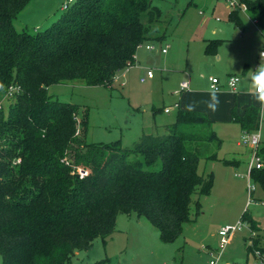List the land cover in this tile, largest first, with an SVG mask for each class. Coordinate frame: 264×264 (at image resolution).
Wrapping results in <instances>:
<instances>
[{"label": "trees", "instance_id": "obj_1", "mask_svg": "<svg viewBox=\"0 0 264 264\" xmlns=\"http://www.w3.org/2000/svg\"><path fill=\"white\" fill-rule=\"evenodd\" d=\"M31 1L0 0V264H69L95 239L117 232L121 213L147 219L163 242L175 241L192 204L199 205L194 196L209 194L214 181L199 172L196 138L187 130L198 134L213 120L180 110L163 133H144L133 149L99 146L75 135L80 106L50 93L52 85L74 81L112 87L118 72L135 65L138 48L160 39V10L152 0H76L50 27L18 31L15 20ZM242 1L263 21L264 0ZM219 43L208 42L206 53L215 54ZM11 85L21 90L6 111L1 101ZM261 113L250 105L233 120L255 131ZM84 116L87 124L88 111ZM130 152L159 167L130 162ZM260 153L264 162V141ZM252 178L264 190V167Z\"/></svg>", "mask_w": 264, "mask_h": 264}, {"label": "rangeland", "instance_id": "obj_2", "mask_svg": "<svg viewBox=\"0 0 264 264\" xmlns=\"http://www.w3.org/2000/svg\"><path fill=\"white\" fill-rule=\"evenodd\" d=\"M66 1L32 0L15 20L16 29L37 32L50 27L67 9L63 8ZM235 1L241 4L233 20L230 15L235 8L234 0H152L162 15L163 22L156 26L160 39L153 38L139 47L135 65L118 72L112 87L86 85L80 81L50 87L55 97L80 106L75 135L87 144L112 147L119 142L122 148L133 149L144 133H163L164 125L175 122L178 112L186 109L184 100L188 91L174 93L182 81H189L192 90L210 94L209 76H216L225 84L229 75L236 74L241 78L237 96L248 95L252 100L250 105L262 108L259 129L263 142L264 104L255 99L251 76L255 67L264 64L260 57L264 48V18L259 21L257 12L249 10L242 0ZM156 35L154 32L153 36ZM213 39L222 41L215 54H208L206 46ZM148 44L154 49L148 50ZM163 48L167 53L162 52ZM238 63L240 69L236 68ZM149 69L154 72V78L141 82L140 78ZM224 89L230 90L222 86L221 90ZM235 96L233 94V106L228 109L225 102L215 101L219 108L216 117L210 112L211 103H207V99L196 104L210 112L196 110L206 113L213 123L198 134L191 128L187 133L199 139L200 135L215 132L216 138L210 141H193L200 156L199 172L205 176L212 173L214 181L209 194L194 196L199 205L192 204L191 220L183 224L179 237L173 242H163L159 230L147 219L135 213H121L117 219L118 230L112 237L106 242L102 238L95 239L91 250L77 253L69 264H113L115 261L121 264H210V259L222 248L220 228L238 221L245 213L249 216L244 219L246 226L232 235L219 264H264V259L255 253L259 250L264 254V190L256 182L254 199L249 202L247 179L235 175L245 172L250 155L248 148L239 144L244 131L233 120V112L242 115L245 107ZM13 98L5 93L1 103L6 111ZM175 102H181L182 106L165 113L164 107ZM211 155L219 159H208ZM234 158L241 160L239 167L223 161ZM128 159L140 167H148L143 153L130 152ZM156 167L159 165L148 168Z\"/></svg>", "mask_w": 264, "mask_h": 264}, {"label": "built area", "instance_id": "obj_3", "mask_svg": "<svg viewBox=\"0 0 264 264\" xmlns=\"http://www.w3.org/2000/svg\"><path fill=\"white\" fill-rule=\"evenodd\" d=\"M76 0H67L64 4H63V8H68L70 6V3H74ZM238 3V1L233 2L234 7H236V4ZM142 47V46H141ZM146 48L148 50H153L154 46L151 44L146 45ZM163 53H167V49L163 48L162 49ZM260 56L261 58L264 59V48L263 50L260 52ZM132 66H129V68H131ZM154 78V72L152 71V69H149L146 74H144L140 80L141 82H145L149 79ZM241 81L240 76L233 74V75H229L227 78V81L225 84H222L220 79L216 76H211L210 77V82H211V88L214 91H220L222 86H226L228 87L230 90L232 91H237L238 89V84ZM190 86V82L189 81H182L180 83V86L178 89H176L174 91L175 94H180L183 90L188 89ZM21 90V87L19 85H11L8 88L7 91V96L9 97H13L16 93H18ZM180 107V103L176 102L173 105L170 106H165L164 107V111L165 113H170L173 111L174 108L178 109ZM239 144L241 145H245L247 148H249V159H248V163H247V168L245 170L244 173H235L236 176L239 177H244L247 179V191H248V199L249 202H251L254 199V194H255V190L257 188L256 182L254 181V179L252 178V172L256 169H262L263 168V156L260 153V147L262 145V139H261V132L260 129L259 130H255V131H248L245 130L242 136L241 141L239 142ZM79 172L81 175H86L88 172L82 170L81 168H79ZM244 226H246L244 218L242 217L241 219H239L238 221L234 222V223H229L226 224L224 226H222L219 230V235L221 236V244H222V248L220 251H218L217 256H213L209 263L210 264H219V261L221 260L222 254H223V250L226 247V245L229 243L232 235H234L235 233L243 230ZM256 256H259L262 260L264 259V254H262L259 250H256ZM113 264H121V262L119 261H115Z\"/></svg>", "mask_w": 264, "mask_h": 264}, {"label": "crops", "instance_id": "obj_4", "mask_svg": "<svg viewBox=\"0 0 264 264\" xmlns=\"http://www.w3.org/2000/svg\"><path fill=\"white\" fill-rule=\"evenodd\" d=\"M26 9V8H25ZM25 9L21 12L23 13L25 11ZM222 41V40H221ZM261 57V56H260ZM220 58V57H218ZM137 59V58H136ZM237 69H240V64L238 63L237 66H236ZM256 68V67H255ZM212 76V75H211ZM209 76V81H210V77ZM241 82V81H240ZM210 89H211V92L210 94H206V92H203V91H199V90H192L191 87L189 86L188 89H185L183 90L182 93L184 92H187L188 94L187 97L185 98L184 100V104L186 105V109H189V106H191V110H202V111H206L208 114H210V112H214L215 113V117H216V114L219 110L218 106L215 104V101H221V102H225V107L228 109L229 107L233 106L234 102L232 101L233 99V94H236V99L238 98L239 102H240V99H241V103L242 105L245 107V110L248 106H250V104L252 103V100L251 98L249 97L248 98V95H244V94H240V96H237L238 94V90L237 91H232V90H228V89H224L225 91H214L212 88H211V82H210ZM234 97V99H235ZM207 99V103H211L209 105H211V110L210 112H208L207 110H204V109H201L200 107H196V104H200V101H205ZM229 99V100H228ZM248 100V101H247ZM176 103V102H175ZM174 103V104H175ZM182 106V103L180 102V107ZM179 107V108H180ZM184 109V110H186ZM245 113V111H242V115ZM243 131V129H242ZM248 151H249V148H248ZM228 160H231L234 165L233 166H240V163H241V160L239 158H234V159H228ZM216 161V160H214ZM232 166V165H230ZM118 230V229H117ZM116 233V232H115ZM114 234V233H113ZM112 234V235H113ZM112 237V236H111ZM80 254V253H79ZM229 264V263H227Z\"/></svg>", "mask_w": 264, "mask_h": 264}, {"label": "clouds", "instance_id": "obj_5", "mask_svg": "<svg viewBox=\"0 0 264 264\" xmlns=\"http://www.w3.org/2000/svg\"><path fill=\"white\" fill-rule=\"evenodd\" d=\"M251 80L253 83V87H255V99L264 104V64H259L255 68V72L251 76ZM189 110H191V106H189Z\"/></svg>", "mask_w": 264, "mask_h": 264}]
</instances>
